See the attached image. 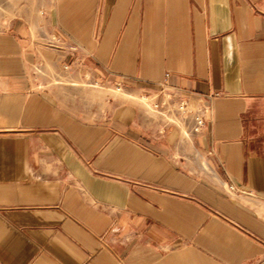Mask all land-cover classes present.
I'll return each instance as SVG.
<instances>
[{"label": "crops", "instance_id": "1", "mask_svg": "<svg viewBox=\"0 0 264 264\" xmlns=\"http://www.w3.org/2000/svg\"><path fill=\"white\" fill-rule=\"evenodd\" d=\"M46 17H0V264H264V0H54ZM85 80L178 91L206 126L101 108Z\"/></svg>", "mask_w": 264, "mask_h": 264}, {"label": "rangeland", "instance_id": "2", "mask_svg": "<svg viewBox=\"0 0 264 264\" xmlns=\"http://www.w3.org/2000/svg\"><path fill=\"white\" fill-rule=\"evenodd\" d=\"M53 3L54 0H0V17H3L5 19H12L17 16H27L34 14L40 16H47L46 18L48 27V20L50 19L52 14ZM47 71L51 72V74L54 76L56 75L55 68L49 63H47ZM53 81H62L63 83L72 82V80L70 79H58V77H53ZM78 84L83 90H85V99L88 103L97 102L102 108L108 103L110 99L115 100L116 104L125 102L133 104L135 106H141L147 116L156 120L158 119L156 114V111L158 110L154 109L150 99H144L142 98V96H139L134 92L126 90L122 86L101 82L98 83L92 80L80 81ZM116 89H121L127 92L128 94H116L114 92ZM171 118H173L174 121L177 120V122H179L178 118L176 119L173 116ZM184 129L185 127L183 126V130Z\"/></svg>", "mask_w": 264, "mask_h": 264}, {"label": "built area", "instance_id": "3", "mask_svg": "<svg viewBox=\"0 0 264 264\" xmlns=\"http://www.w3.org/2000/svg\"><path fill=\"white\" fill-rule=\"evenodd\" d=\"M148 99V98H146ZM154 109L166 110L167 112H172L169 109L171 106H174V112L172 113L175 118H178L182 122L192 120L194 121L193 131L195 133H200L203 128L206 126V119L204 116V108L195 107L190 104L188 98L178 91H171L167 93L165 100L162 104L152 103ZM226 189L231 195L238 193L237 188L231 183H225Z\"/></svg>", "mask_w": 264, "mask_h": 264}, {"label": "bare ground", "instance_id": "4", "mask_svg": "<svg viewBox=\"0 0 264 264\" xmlns=\"http://www.w3.org/2000/svg\"><path fill=\"white\" fill-rule=\"evenodd\" d=\"M116 94H122V95H126V94H128L127 92H125V91H123V90H121V89H116L115 91H114ZM145 99V98H144ZM205 167V166H204ZM206 168H207V166H206Z\"/></svg>", "mask_w": 264, "mask_h": 264}]
</instances>
